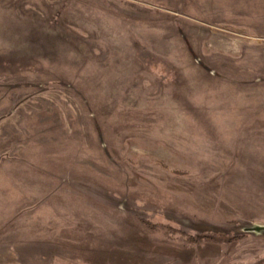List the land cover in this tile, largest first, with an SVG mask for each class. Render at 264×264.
Listing matches in <instances>:
<instances>
[{
	"label": "rangeland",
	"instance_id": "rangeland-1",
	"mask_svg": "<svg viewBox=\"0 0 264 264\" xmlns=\"http://www.w3.org/2000/svg\"><path fill=\"white\" fill-rule=\"evenodd\" d=\"M264 0H0V264H264Z\"/></svg>",
	"mask_w": 264,
	"mask_h": 264
},
{
	"label": "water",
	"instance_id": "water-1",
	"mask_svg": "<svg viewBox=\"0 0 264 264\" xmlns=\"http://www.w3.org/2000/svg\"><path fill=\"white\" fill-rule=\"evenodd\" d=\"M248 232L261 234L264 233V225H254L247 229Z\"/></svg>",
	"mask_w": 264,
	"mask_h": 264
}]
</instances>
